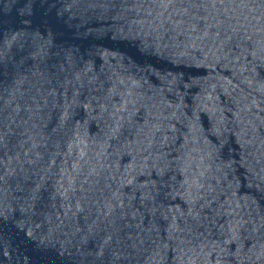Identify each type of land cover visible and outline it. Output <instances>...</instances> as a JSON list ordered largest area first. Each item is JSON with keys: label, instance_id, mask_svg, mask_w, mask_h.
<instances>
[{"label": "water", "instance_id": "water-1", "mask_svg": "<svg viewBox=\"0 0 264 264\" xmlns=\"http://www.w3.org/2000/svg\"><path fill=\"white\" fill-rule=\"evenodd\" d=\"M220 74L264 169V0H178Z\"/></svg>", "mask_w": 264, "mask_h": 264}]
</instances>
